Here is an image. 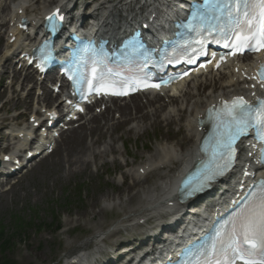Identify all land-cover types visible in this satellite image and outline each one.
<instances>
[{
    "label": "bare ground",
    "instance_id": "1",
    "mask_svg": "<svg viewBox=\"0 0 264 264\" xmlns=\"http://www.w3.org/2000/svg\"><path fill=\"white\" fill-rule=\"evenodd\" d=\"M15 1L11 6H2L0 4V10H9L8 19L5 20L2 18L0 25L11 23L8 29L9 36L7 43L0 51V64L2 63V65L6 64L8 66L10 65L13 53L21 46H26L24 43H20L22 35L20 27L22 24L19 23V20L24 19L27 24L34 27L35 24L39 23V17L46 9V5L39 3V1ZM52 1L49 0V2ZM62 1L59 4H62ZM163 1L165 2V0ZM175 1L173 0V2ZM67 3L65 6L62 5L61 8H66L71 3V0ZM128 3H121V1L115 3L112 1L102 2L100 5L104 4V7H102L103 14L94 19L95 22L102 24L109 19L111 27H104L103 30L110 34L112 31L119 32L125 30L130 25L134 26L141 18L151 17L155 11L162 12L160 10L163 9L154 5V2L146 5L143 4L142 6L139 5V2L135 4ZM160 19L161 23H168L170 15L162 13L160 14ZM10 39H13L12 42H10ZM249 67L250 61L243 59L217 72L210 70L206 74L194 76L189 82L190 85L187 84V90H184L185 83H180L164 92V96L162 94L151 97L143 96L145 102H142L141 98L138 97L130 98L128 102L123 103L110 101V106L106 104V108L101 114H92L85 121L86 124L78 126L76 129H71L66 135L65 144L61 150L64 153V163L67 166L66 173L71 175L73 168L76 167H80L76 168L80 171H87L91 164H95L99 160H104L110 154H115L117 152L115 141L120 139L122 135L132 134L134 138H139L148 130L153 129L158 131L166 130L165 134H170L174 131L175 127L176 133L182 136V140L185 143H176V145L163 143L135 170L132 168L123 170L119 167L118 171L122 177L121 185L124 186L123 191L128 193L136 186H139V188L133 196L128 198V203H115L112 201L110 194L106 193L103 197V203L106 205L98 213L101 215L103 213L102 211L104 213H113L115 209L122 210L126 219L125 222L130 223L136 221L132 225L127 224L128 226L125 227V230H131L134 226L138 227L137 225L140 226L139 223L141 220H145L146 222L151 220L160 221L165 214L174 210L176 205H178L175 197H173L172 178L174 174L177 170H180L190 163L189 161L196 155V139L200 135L197 131L196 118L202 115L206 106L215 104L221 97L233 94L249 96L252 93L249 87L254 85L249 79ZM16 75L17 73L14 71L13 77ZM31 77V72L25 73V80ZM1 78L3 79V76ZM217 85L218 88L216 87ZM206 86H210V89L207 91V94H204L203 92ZM44 93L48 94L46 89H44ZM22 103V100H18L16 104ZM111 106L114 112L118 113L117 119H113V111L110 109ZM188 110L189 115L184 120L185 113ZM126 124H129L128 128L122 129V133L115 136L114 134L118 128ZM3 128L4 125H1L0 143L8 141L2 134ZM16 136L21 141L25 139L24 131L18 130L12 134L14 140ZM13 144L21 147L26 145L18 141H14ZM179 146H183V150ZM116 162L117 158L113 157L112 164H116ZM0 163H3L2 157ZM103 164L105 165V163ZM56 165L57 167L61 165V161L58 158H56ZM174 166H177V168L175 169ZM153 174L163 175L164 178L160 183H155L150 188L144 187L143 184L147 178ZM98 201L94 198L90 206L96 207ZM130 204L133 207H130ZM181 209L179 212H181ZM130 226L133 227L130 229ZM144 226L142 225L140 227ZM94 234L89 240L73 246L64 255V264H84L85 261V264H90L91 260L95 259L102 252L99 245L102 243L100 238H102L103 232L96 231ZM91 243H94L95 251L90 252L88 256H84L83 251ZM131 246L133 245L131 244ZM131 248L134 251V248ZM126 255L128 254L126 253Z\"/></svg>",
    "mask_w": 264,
    "mask_h": 264
},
{
    "label": "rangeland",
    "instance_id": "2",
    "mask_svg": "<svg viewBox=\"0 0 264 264\" xmlns=\"http://www.w3.org/2000/svg\"><path fill=\"white\" fill-rule=\"evenodd\" d=\"M4 1L8 4L16 2ZM57 1L48 3L49 0H41L46 6H51ZM1 14L2 17H7V12L1 11ZM2 33L3 29L0 30V51L5 43ZM5 71L6 77L8 76L7 81L12 80L11 70ZM2 73L1 70L0 75ZM13 86L15 87L12 89L1 88L3 92L0 95L1 117L10 118L15 113L26 111L24 109L26 107L30 106V110L33 108L31 96L24 99L29 100V104L26 102L24 106L13 104L24 95V92H16L18 84L13 82ZM208 89L209 86L203 93L206 94ZM8 100L9 104H5ZM22 121L23 119L20 120ZM128 126L129 124H126L119 128L114 135H120L122 129ZM165 131L148 130L139 138H134L132 134L122 135V138L115 141L116 154L108 155L104 160L91 164L87 171L76 169L80 167L73 168L71 175L65 171L67 166L64 163V153L61 152L66 137L61 139L62 142L57 143L51 156L29 171L11 191L0 194V241H7L4 249L0 250V259L15 264H62L63 256L73 246L89 240L96 231L103 232L102 238H106L109 232L118 229L119 225L116 223L121 221L123 212L116 209L113 213L102 211L103 213L99 215V210L106 205L103 203V197L107 193L115 203H128V198L134 195L139 186L128 193L123 191L124 187L119 184L120 176L117 168L122 167L123 164H127V168L140 165L163 143L172 145L185 143L182 136L176 133L175 127L168 137ZM179 148L183 150V146ZM113 157L118 158L116 164H112ZM56 158L61 161L59 167L56 165ZM155 178L162 179L161 176L149 177L143 186H153L156 182ZM94 198L99 200L98 205L91 207ZM130 207L133 205L130 204ZM59 227L61 229L57 230ZM123 236L119 234L109 237L105 244L110 245L114 241H120Z\"/></svg>",
    "mask_w": 264,
    "mask_h": 264
},
{
    "label": "snow or ice",
    "instance_id": "3",
    "mask_svg": "<svg viewBox=\"0 0 264 264\" xmlns=\"http://www.w3.org/2000/svg\"><path fill=\"white\" fill-rule=\"evenodd\" d=\"M204 4L219 12L223 22L207 27L202 21L196 28L189 26L190 31L199 34L201 28L207 27L209 34L213 31L217 33V42L224 41V47H231L237 52L264 49V0H204ZM204 14L212 19L207 9ZM54 18L62 19L59 13L49 17V20ZM197 19L200 17L197 16ZM195 42L203 47L200 40ZM91 72L96 86L91 80H86V83L89 91L95 90L99 94L104 81L96 75L95 67L91 68ZM258 76L257 83L264 86V65L260 66ZM69 79L73 80V76L70 75ZM80 79L78 76L74 83ZM220 104L214 114L210 110V116L215 120V132L211 137V152L204 149L208 161L196 182L185 184L188 195L200 191L224 172L234 156L236 141L247 135L249 129L264 144V99L250 105L243 97H236ZM260 155L264 162V149ZM248 188L250 191L236 202L237 209L215 229L208 242L195 253H189L187 264H236L237 261L241 264H264V179L249 184Z\"/></svg>",
    "mask_w": 264,
    "mask_h": 264
},
{
    "label": "trees",
    "instance_id": "4",
    "mask_svg": "<svg viewBox=\"0 0 264 264\" xmlns=\"http://www.w3.org/2000/svg\"><path fill=\"white\" fill-rule=\"evenodd\" d=\"M6 243L7 241L5 240L0 241V250L4 249V246L7 245ZM0 264H14V263L8 260L0 259Z\"/></svg>",
    "mask_w": 264,
    "mask_h": 264
}]
</instances>
